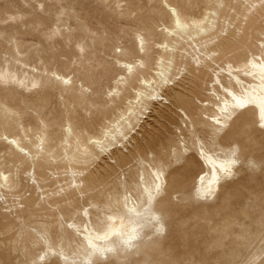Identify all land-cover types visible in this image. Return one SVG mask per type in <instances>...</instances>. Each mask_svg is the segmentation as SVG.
I'll list each match as a JSON object with an SVG mask.
<instances>
[{
	"label": "rangeland",
	"instance_id": "obj_1",
	"mask_svg": "<svg viewBox=\"0 0 264 264\" xmlns=\"http://www.w3.org/2000/svg\"><path fill=\"white\" fill-rule=\"evenodd\" d=\"M223 1L197 35L191 21L215 0H0V264H264V0ZM171 7L190 29L174 27ZM171 58L170 83L102 154L91 141L113 117L111 94L141 86L121 85L119 61L143 60L150 76ZM237 113L225 140L218 129ZM231 156L213 194L198 195L210 161ZM146 190L158 218L145 215L132 245L93 252L89 228L147 208Z\"/></svg>",
	"mask_w": 264,
	"mask_h": 264
},
{
	"label": "bare ground",
	"instance_id": "obj_2",
	"mask_svg": "<svg viewBox=\"0 0 264 264\" xmlns=\"http://www.w3.org/2000/svg\"><path fill=\"white\" fill-rule=\"evenodd\" d=\"M215 3H216V6L212 8L213 11L208 12L206 9L205 13L203 14L201 18L191 21L194 27L197 28L196 31L193 33L197 35L209 34L214 29L215 24H216V19L211 18V15L217 14V7H221L224 1L215 0ZM170 9L172 11L171 17L175 24L174 27H176L180 31H187V29H190V25L187 23L188 21L185 22L184 20H182L179 11L175 7H171ZM169 32L173 33L174 31L169 30ZM213 37H215V35ZM139 44H140V49L144 48L142 40L139 42ZM168 47L171 48L168 44L164 46V48L166 49ZM168 50L172 51L171 49H168ZM130 52H131L130 48L124 50V53H130ZM207 55L208 54L206 52V56ZM119 64L124 66L129 74V77H124V81L121 83V85L125 86V84L127 83L131 85L133 81H136L141 86H139L137 90L135 91V93H132V94L119 93L120 92L119 89H115L114 93L111 94L112 97L114 96L112 98V101H116V103L111 108H108L111 111L113 117L104 123L100 136L95 137V139L91 141V143H93L100 150L102 154L106 153V151L110 150V148L113 147L114 145L123 143V141L128 137L129 133H131L132 130H134L135 127L139 125L141 119L144 116L145 110L148 108V105H150L151 102H153L155 99H158V96H160L159 90H161L164 86L168 85V83H170V81L172 80V78L170 77L171 76L170 70H171V67L173 66V58H171L170 61L167 63L163 62L162 59H159V62L156 63L157 64L156 70H154L153 75H150V76H145L146 68L144 69L143 66H146V62L143 60H139L138 63L119 61ZM68 78L69 77L60 75V79L63 82L68 81ZM152 82L155 83V86L152 85ZM144 85L147 87H150L151 91L149 92L142 91L141 88ZM122 100H124L123 102L125 103L123 107L122 105L120 106L119 104L121 103ZM261 116L263 117V120H264V111L262 109H261ZM11 142L13 143V145L15 144L16 147H18L19 149H22L23 151L26 150L24 147H22L18 143L17 139L14 138L11 140ZM123 162H124L123 164H125L124 159H123ZM210 162L212 163V167H213V176L208 177L207 175H205L199 178L198 184L196 186V193L200 196L211 194L216 189L218 180H219V174H220V171L217 169V167H220L222 170L226 168H230L235 163V159L233 156H231L228 159H223V160L217 159V160H213ZM32 168L33 167H31V169ZM9 181H10L9 175H7L4 171H1L0 172V185L7 186ZM73 181L77 183L75 179H73ZM94 185L96 184H94L93 182L90 183V186H92V188L94 187ZM90 186L88 185V187ZM146 191H147L148 199H149V204L147 208L141 210L138 206L126 205L127 207L126 211L111 210L109 214H106L103 217V223L100 228L94 227V226H91L89 228V236L91 240L90 243L93 247V252H95L96 250L104 251L105 249H113L116 246V244L117 245L124 244L126 246L132 245L133 241L142 234L143 229L149 227L150 225L145 215H148L153 219L158 218L157 213L154 212L151 208L152 194L150 190H146ZM96 198L97 196L95 195L89 196L90 203L93 204ZM100 241H102V243Z\"/></svg>",
	"mask_w": 264,
	"mask_h": 264
},
{
	"label": "snow or ice",
	"instance_id": "obj_3",
	"mask_svg": "<svg viewBox=\"0 0 264 264\" xmlns=\"http://www.w3.org/2000/svg\"><path fill=\"white\" fill-rule=\"evenodd\" d=\"M243 115H244L243 113H237L235 115H232V114L229 115L230 123L228 121H225V125L221 129H218V131L223 132V134H224L222 137L223 139L227 140L232 127L235 126L238 121L242 120ZM261 129H264V125H261ZM228 143L229 144H235V143H239V142L238 141H228ZM241 147H242V145H241ZM52 255H57V254L52 253ZM50 264H59V261L58 260H52L50 262Z\"/></svg>",
	"mask_w": 264,
	"mask_h": 264
}]
</instances>
